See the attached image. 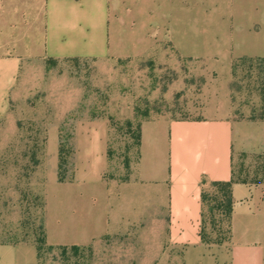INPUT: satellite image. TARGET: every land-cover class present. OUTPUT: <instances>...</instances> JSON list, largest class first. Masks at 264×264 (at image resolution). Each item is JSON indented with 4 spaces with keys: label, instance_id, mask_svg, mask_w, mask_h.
Segmentation results:
<instances>
[{
    "label": "crops",
    "instance_id": "0c3cea01",
    "mask_svg": "<svg viewBox=\"0 0 264 264\" xmlns=\"http://www.w3.org/2000/svg\"><path fill=\"white\" fill-rule=\"evenodd\" d=\"M198 59L224 76L201 117L142 120L130 179H106L110 120L74 127L72 178L59 180L61 129L46 135L44 229L48 245L90 246L152 216L158 246L148 260L172 264H264V181L238 179L236 153L264 155V0H0V118L10 113L22 69L36 60H124L163 53ZM263 66L262 114L240 120L229 104L234 61ZM133 114V112H132ZM232 185L230 235L202 240V191ZM145 258V257H144ZM143 258V259H144ZM0 264H41L36 242L0 241Z\"/></svg>",
    "mask_w": 264,
    "mask_h": 264
},
{
    "label": "rangeland",
    "instance_id": "374dc122",
    "mask_svg": "<svg viewBox=\"0 0 264 264\" xmlns=\"http://www.w3.org/2000/svg\"><path fill=\"white\" fill-rule=\"evenodd\" d=\"M36 60L22 69L10 113L0 118V241L36 242L45 237L44 173L48 129L59 123L61 143L71 148L75 124L83 118L105 115L110 120V170L127 173L126 158L137 157V124L167 113L172 118L201 117L214 96L224 99L223 74L198 59L181 56L172 43V57L153 53L124 60L70 58ZM262 69L257 60L242 58L232 69L229 104L244 121L262 113ZM136 107L139 112H136ZM133 112V114H132ZM148 112L145 116L144 113ZM133 121L132 130L127 120ZM135 131V132H134ZM68 146V145H67ZM67 148V147H66ZM74 152V148H73ZM73 153L70 156V162ZM238 179L264 181V155L236 153ZM72 170V163H70ZM210 192L212 186L206 187ZM207 228L214 239L228 234L229 226L217 212V225ZM152 216L144 213L127 232L109 235L90 246L52 249L39 253L41 264H172L148 260L154 245ZM145 257V258H144ZM144 258V259H143Z\"/></svg>",
    "mask_w": 264,
    "mask_h": 264
},
{
    "label": "trees",
    "instance_id": "16d2710c",
    "mask_svg": "<svg viewBox=\"0 0 264 264\" xmlns=\"http://www.w3.org/2000/svg\"><path fill=\"white\" fill-rule=\"evenodd\" d=\"M242 58H247V57H242ZM242 58H239V59H242ZM74 59H78V58H74ZM237 60L234 61L233 66L236 64ZM48 63L55 64L56 61L55 59H49ZM260 64H261V69L263 73L262 63L260 62ZM136 112H139V109L137 107H136ZM144 115L147 116L148 112H145ZM260 116L263 117V114L261 113ZM127 126L132 130L133 121L131 119L127 120ZM136 127H137V131L136 132L134 131L135 132L134 137L136 139L137 156H138L139 148L141 145V139H142V121L139 122ZM71 153H73V148H71L69 144L61 143L60 163H59V180L62 182L68 181L72 178V170L69 166L71 163L70 162ZM108 154H109V159L111 163L113 152L110 146H109ZM125 166L127 169V173L124 175V177L119 178L121 181H128L130 179V173L132 169V161L130 158H126ZM105 177L106 179L117 178L116 175L113 172H111L110 169L105 173ZM234 182H235V178L228 180V181H213L211 183V186L214 189L213 192L208 191L206 188H204L202 191L203 212H202L201 236H202V240L206 243H210V244L219 243L220 244L229 238L228 235L220 236L217 239L213 238L211 232L208 231V228H207L208 226H207L206 206L208 207V212H209L208 213L209 223L213 227H215L217 225L216 215H217V212H220L224 217V221L227 222L229 226L228 234H230V219H231L232 208H233L232 185ZM37 246H38L39 253L42 249H44L47 246L50 249L54 248V246L47 244L46 234L44 238L40 239V242ZM68 247L69 246H61V248H65V249ZM70 247L74 249H78L80 246L72 245Z\"/></svg>",
    "mask_w": 264,
    "mask_h": 264
}]
</instances>
